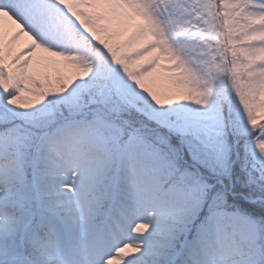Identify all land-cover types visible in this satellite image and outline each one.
I'll use <instances>...</instances> for the list:
<instances>
[{"label":"snow or ice","instance_id":"1","mask_svg":"<svg viewBox=\"0 0 264 264\" xmlns=\"http://www.w3.org/2000/svg\"><path fill=\"white\" fill-rule=\"evenodd\" d=\"M0 264H264V0H0Z\"/></svg>","mask_w":264,"mask_h":264},{"label":"rangeland","instance_id":"2","mask_svg":"<svg viewBox=\"0 0 264 264\" xmlns=\"http://www.w3.org/2000/svg\"><path fill=\"white\" fill-rule=\"evenodd\" d=\"M128 32H131V29H129ZM127 34H125V35H127ZM133 47H135V45H133ZM61 71H63L65 74L71 73V69H67V68H62ZM48 73L50 75L56 74L55 71H53V70H48ZM161 75H166V74H161ZM152 79H154L156 81V83L159 84V86H161V87H168L169 86L167 81L161 80L158 77H154Z\"/></svg>","mask_w":264,"mask_h":264},{"label":"trees","instance_id":"3","mask_svg":"<svg viewBox=\"0 0 264 264\" xmlns=\"http://www.w3.org/2000/svg\"><path fill=\"white\" fill-rule=\"evenodd\" d=\"M47 74H48L50 77H52L53 79L55 78V75H56V74H52V75H50L48 72H47Z\"/></svg>","mask_w":264,"mask_h":264},{"label":"bare ground","instance_id":"4","mask_svg":"<svg viewBox=\"0 0 264 264\" xmlns=\"http://www.w3.org/2000/svg\"><path fill=\"white\" fill-rule=\"evenodd\" d=\"M125 34H127V33H125Z\"/></svg>","mask_w":264,"mask_h":264}]
</instances>
